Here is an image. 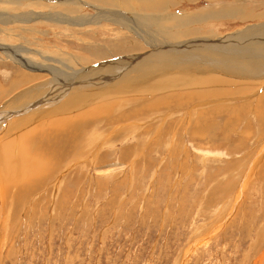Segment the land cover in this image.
Listing matches in <instances>:
<instances>
[{"label":"rangeland","instance_id":"obj_1","mask_svg":"<svg viewBox=\"0 0 264 264\" xmlns=\"http://www.w3.org/2000/svg\"><path fill=\"white\" fill-rule=\"evenodd\" d=\"M183 44L263 52L264 0H0V111L51 72L114 80L73 98L64 161L63 99L0 123V264H264V79L148 68Z\"/></svg>","mask_w":264,"mask_h":264},{"label":"bare ground","instance_id":"obj_2","mask_svg":"<svg viewBox=\"0 0 264 264\" xmlns=\"http://www.w3.org/2000/svg\"><path fill=\"white\" fill-rule=\"evenodd\" d=\"M189 44L191 45V43H189ZM189 44L179 45L178 47L175 46L174 49L171 48L170 50H172V51H169V52L167 50L163 51L162 49H158L157 53H156L158 62H156V58H154V62L147 65L148 68H154V69L164 68L166 71L171 70V71H176L177 73H179L183 70H184V72H186V70L192 71V69H194L197 66L198 67L197 69L200 70V72H203L204 69L207 70V72L212 70V69L217 70L218 72L220 70L223 72V70H224L225 75L235 77V78H239V79L242 78L243 80L244 79H248V80L249 79H264V51L263 52L262 51L253 52L251 49L247 50V51H245V50L237 51V53L240 52L237 55V58H240V59H238V60L235 59V61H234V58H235L234 57L235 56V51H234L235 49H234L233 50L234 52L231 53L229 56L231 58H228L226 56L220 57V58H215V57L209 56L208 58H206V60H204L205 58L204 59L199 58V60H198V58H197L198 54H197V56H193V54L190 55L188 53V52H190L191 48L189 49L190 46H186V45H189ZM166 46H168V45H166ZM215 46H217V45H215ZM200 47H202V46H200ZM200 47H198V48L200 49ZM203 48H204V45H203ZM208 48H206V49H208ZM220 49H223V48L221 47ZM204 51H206V50H204ZM200 52H201V49H200ZM258 52H260L261 54H258ZM207 53H209V52H207ZM262 55H263V57L261 58L260 56H262ZM154 57H156V56H154ZM189 63L192 64L191 67H189V65H188ZM119 64H120V62H119ZM121 64H123V63H121ZM129 67L131 69L134 68V66H129ZM90 73L88 72L85 75H92ZM50 75L52 76V78L53 77H55V78L53 80L52 79H49L46 81L44 80L45 82H43L41 85L33 87L34 89H30L25 94H22V95L20 94L16 97H13L11 100H7L5 105L1 107L2 110L0 111V123H2V125H4L3 122H5V121L7 122L8 119L10 120L11 118L18 116L21 112H25V111H28L30 109H31V111H33V109H35V108L37 109V107L40 105H42V106H44L45 104L49 105L52 102L57 103L58 102L57 100L63 99V102L60 103L59 106H57V108L53 111L52 116L55 118H52V120H49L48 123H49L50 128L55 131L54 135L66 134L67 137L64 140H62L61 145L58 146V148H55L54 151L47 152V154H45L44 151L42 152L43 154H45V157H47L49 159L57 158L58 161L61 162L63 159L65 160L64 157H65L66 153H68L67 148L65 146L67 144V141L69 140L72 142V141L77 140V138L79 137V131L81 129L80 127L82 125L80 121H77L78 117H66L67 113L74 107L72 105V103H74L73 98L77 97V99H78V96L79 97L80 96H86V95L88 96V95H91V93H93V92L85 93V91L83 92L82 89H86V90L89 89L91 91V89L94 88V90H95V87L100 88V87H102L108 83H111L114 80L109 76L103 75L102 77H104V78H97V79L93 80L94 82L92 80H89V79H86L85 81L81 82L79 77L75 73H73L74 76L70 75L66 79L64 78V75L58 74L57 72H54V73L51 72ZM188 75L189 74H187V73H183L182 77L185 78ZM182 77H180V78H182ZM37 78H39V77H37ZM30 79H31V77H30ZM130 80H132V79H130ZM10 88H11V83L8 86V89L4 90L6 92V94L10 93ZM36 93L37 94L42 93V96L39 99H37L38 96ZM94 93H96V92H94ZM64 97H66V98H64ZM28 98H30V99L28 100ZM87 103H88V99H87ZM56 105H58V104H56ZM85 105H86V102H85ZM99 111H95V115L99 114ZM39 114H40V112H39ZM87 114H89V113L87 112ZM91 114L94 115V112ZM44 116H46V115H44ZM84 117H86V116H84ZM38 122H37V124H38ZM25 124H26V122H25ZM74 126L79 127L77 131L73 130ZM37 128H38V126H37ZM64 132H66V133H64ZM28 137H29V139H31V143L34 140H37V135H36L34 130H33V132H31L29 134ZM29 158L31 159V157H29ZM39 160H40V157H38V159L36 158V161H39ZM30 163H33L32 159L30 160ZM38 163H40V162H38ZM43 163H45L44 168L38 167L36 164L33 165L34 169H37L40 172H42L41 177H43L45 175L46 163H50V162L47 159L43 158ZM20 172H21V169L19 170V173ZM41 181H43V178ZM2 182H3V180H1V182H0V189L5 194L8 192V191H6V189H8V188H6V189L4 188L5 184L2 188ZM7 183H9V182H7ZM10 185L11 184H9V186ZM252 264H256V263L253 262Z\"/></svg>","mask_w":264,"mask_h":264}]
</instances>
